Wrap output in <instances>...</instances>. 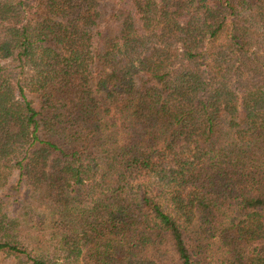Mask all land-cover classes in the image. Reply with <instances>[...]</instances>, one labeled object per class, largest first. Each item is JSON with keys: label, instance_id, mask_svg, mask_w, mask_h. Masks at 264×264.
Wrapping results in <instances>:
<instances>
[{"label": "trees", "instance_id": "1", "mask_svg": "<svg viewBox=\"0 0 264 264\" xmlns=\"http://www.w3.org/2000/svg\"><path fill=\"white\" fill-rule=\"evenodd\" d=\"M0 256L264 264V0H0Z\"/></svg>", "mask_w": 264, "mask_h": 264}, {"label": "rangeland", "instance_id": "2", "mask_svg": "<svg viewBox=\"0 0 264 264\" xmlns=\"http://www.w3.org/2000/svg\"><path fill=\"white\" fill-rule=\"evenodd\" d=\"M14 181H15V176H12L10 183H9V187L14 183ZM0 264H15V262L12 260H7L0 256Z\"/></svg>", "mask_w": 264, "mask_h": 264}]
</instances>
